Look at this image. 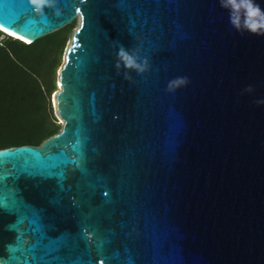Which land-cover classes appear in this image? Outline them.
<instances>
[{
  "label": "water",
  "instance_id": "obj_1",
  "mask_svg": "<svg viewBox=\"0 0 264 264\" xmlns=\"http://www.w3.org/2000/svg\"><path fill=\"white\" fill-rule=\"evenodd\" d=\"M56 7L0 0V30L27 43L79 22L61 131L0 149V264H264V36L219 0ZM121 44L148 70L118 74Z\"/></svg>",
  "mask_w": 264,
  "mask_h": 264
},
{
  "label": "trees",
  "instance_id": "obj_2",
  "mask_svg": "<svg viewBox=\"0 0 264 264\" xmlns=\"http://www.w3.org/2000/svg\"><path fill=\"white\" fill-rule=\"evenodd\" d=\"M77 26L75 20L34 43L0 30V149L41 146L61 131L52 97Z\"/></svg>",
  "mask_w": 264,
  "mask_h": 264
},
{
  "label": "clouds",
  "instance_id": "obj_3",
  "mask_svg": "<svg viewBox=\"0 0 264 264\" xmlns=\"http://www.w3.org/2000/svg\"><path fill=\"white\" fill-rule=\"evenodd\" d=\"M38 13H43L45 8L55 9L59 15V8L56 7V0H29ZM219 6L228 13V21L232 28L243 34L244 32L264 36V8L256 0H219ZM116 64L118 74L121 69L126 79H131L130 72L135 71L142 74L148 70L149 64L146 58L141 56V49L138 47L126 48L122 44L116 46ZM169 91L174 88L170 84ZM249 91L251 88L249 87Z\"/></svg>",
  "mask_w": 264,
  "mask_h": 264
},
{
  "label": "rangeland",
  "instance_id": "obj_4",
  "mask_svg": "<svg viewBox=\"0 0 264 264\" xmlns=\"http://www.w3.org/2000/svg\"><path fill=\"white\" fill-rule=\"evenodd\" d=\"M79 23V22H78ZM63 60H64V58H63ZM58 85V84H57ZM58 89H59V86H58ZM53 106H54V104H53ZM58 117V116H57ZM58 122L59 123H61V124H63V122H62V120L58 117Z\"/></svg>",
  "mask_w": 264,
  "mask_h": 264
}]
</instances>
